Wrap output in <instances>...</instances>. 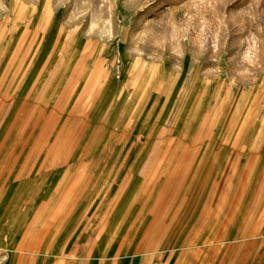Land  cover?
Masks as SVG:
<instances>
[{"label":"rangeland","instance_id":"1","mask_svg":"<svg viewBox=\"0 0 264 264\" xmlns=\"http://www.w3.org/2000/svg\"><path fill=\"white\" fill-rule=\"evenodd\" d=\"M0 71L24 152L67 123L80 140L78 118L106 89L110 107L134 112L136 144L122 152L155 125L166 139L151 145L164 161L141 162L153 176L130 205L92 203L71 240L28 241L16 264H256L246 233L264 147V0H0Z\"/></svg>","mask_w":264,"mask_h":264},{"label":"crops","instance_id":"2","mask_svg":"<svg viewBox=\"0 0 264 264\" xmlns=\"http://www.w3.org/2000/svg\"><path fill=\"white\" fill-rule=\"evenodd\" d=\"M6 80L7 74L0 71V264H7L8 255L16 264L28 241L71 240V219L79 222L85 210L94 207L92 203L117 208L121 195L123 206L130 205L137 189L151 183L153 176L152 170L141 168V162L164 161L165 152L151 151V145L166 139L154 141L152 134L161 129L155 125L144 141L138 140L139 152H122L120 145L134 149L136 144L134 112L110 107L105 99L113 90L106 89L92 112L77 117L85 126L80 140L67 123L53 141L43 145L42 152L37 141L36 151L24 152L18 132L21 121H15L13 128L7 122L11 110L7 111ZM24 92L15 90V114ZM120 161L126 162L124 169L119 168ZM253 183L254 227L246 239L253 241L256 264H264V147L256 157ZM109 192L110 198H104Z\"/></svg>","mask_w":264,"mask_h":264}]
</instances>
